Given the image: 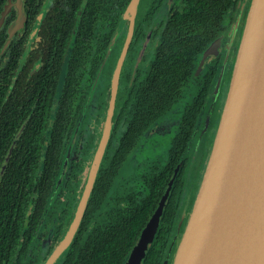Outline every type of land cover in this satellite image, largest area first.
<instances>
[{
  "label": "flooded vegetation",
  "instance_id": "flooded-vegetation-1",
  "mask_svg": "<svg viewBox=\"0 0 264 264\" xmlns=\"http://www.w3.org/2000/svg\"><path fill=\"white\" fill-rule=\"evenodd\" d=\"M249 8V0H0V141L2 132H16L12 114L13 121L26 115L12 143L24 125L26 129L31 112L25 111L24 102L43 101V112L48 109L51 118L71 119L68 132L76 125L78 155L73 158L71 150L69 164L78 161L80 149L93 144L99 133L96 151L124 55L114 129L100 167V171L103 166L110 169V174L100 199L94 200L85 235L91 232L95 237L106 230L115 221L117 209L124 214L139 206L150 209L125 264L143 241L140 264L154 247L163 250L162 264L173 263L209 161L211 151L206 145L217 132ZM72 23L66 44L65 31ZM177 59L181 72L179 82L170 84L174 95L170 109L136 135L137 109L143 100L151 99L147 94L155 84V72L173 69ZM91 101L97 107L94 116L88 111ZM192 120L193 127H188ZM164 123L169 125L166 132H162ZM88 124L92 132L82 143ZM188 128L190 133L183 138ZM11 149L2 157L1 179L15 158ZM71 170H66L28 254L35 264H44L51 256L77 208L81 195L72 216L60 209L69 198L63 193ZM59 192L61 197H57Z\"/></svg>",
  "mask_w": 264,
  "mask_h": 264
},
{
  "label": "water",
  "instance_id": "water-1",
  "mask_svg": "<svg viewBox=\"0 0 264 264\" xmlns=\"http://www.w3.org/2000/svg\"><path fill=\"white\" fill-rule=\"evenodd\" d=\"M249 2L213 148L172 264H264V0ZM123 56L77 208L61 242L44 264H57L65 256L83 222L114 129ZM24 130L25 125L11 151ZM68 165L69 159L64 162L56 192ZM155 217L147 225L145 237ZM145 243L136 248L129 264H140Z\"/></svg>",
  "mask_w": 264,
  "mask_h": 264
},
{
  "label": "trees",
  "instance_id": "trees-1",
  "mask_svg": "<svg viewBox=\"0 0 264 264\" xmlns=\"http://www.w3.org/2000/svg\"><path fill=\"white\" fill-rule=\"evenodd\" d=\"M73 27L74 23L71 24L70 29L67 28L65 31V34L68 32V37L65 38L66 44L70 40L69 37ZM180 64V59H177L173 69L165 72H155L153 77L155 84L153 83L152 90L147 94L151 99L143 100L142 105L137 109L138 114L136 117L138 119L133 130L138 131L136 135L140 136L142 134L141 130L146 125L153 120L160 119L170 109L174 101L173 89L172 92H169L170 84L179 82ZM48 87H51V85L49 84ZM68 103L65 101L66 105ZM24 104L25 111L31 112L28 117L29 122L17 142L18 144L12 151L15 158L7 169L5 178H0V264H35L34 260H29L28 254L40 225L53 203L64 162L71 155L70 146L75 143L72 144L76 135L75 123L71 126V131L68 132L71 123L70 118L63 116L59 120L56 115L51 118L48 109L43 112V101L37 103L24 102ZM9 105L10 103L8 109L12 110ZM104 107H106V104ZM104 107L101 111V118L105 111ZM198 108H200V105ZM12 116L13 114L10 119L16 132H2L1 134L3 139L0 141V166L2 165V157L14 144L12 143L14 135L26 119V115H19L13 121ZM193 120L188 127H193ZM100 122H102L101 119ZM190 129L188 128L186 133H183V138L187 137ZM18 135L19 133L17 137ZM97 136H99V133L92 141L93 144L85 147V149L84 147L80 149L82 153L78 161L74 162L73 165L69 164L67 167V169L71 168L72 170L68 176L69 182L65 183L66 189L63 188V194L69 197L66 201H62L60 206L64 215L69 212L72 216L75 210L79 196L82 193L83 177H85L92 153L96 148ZM109 174L110 169L103 166L80 232L71 249L58 264H125L151 210L139 206L128 210L127 214H124L123 210L117 209L115 221L106 230L97 232L95 237L91 232L85 235L87 225L93 216L94 200L96 198L100 199ZM76 176L77 181L74 180ZM79 176L82 177L79 178ZM70 218H65V222L67 220L65 228L68 226ZM59 238L60 236L56 240H59ZM162 251L161 247H154L148 254L144 264H162Z\"/></svg>",
  "mask_w": 264,
  "mask_h": 264
},
{
  "label": "rangeland",
  "instance_id": "rangeland-1",
  "mask_svg": "<svg viewBox=\"0 0 264 264\" xmlns=\"http://www.w3.org/2000/svg\"><path fill=\"white\" fill-rule=\"evenodd\" d=\"M96 105H95V101H91L90 103H89V106H88V111H89V114H90V116H94V114H95V110H96ZM220 122V121H219ZM104 125V124H103ZM163 125H165V127L164 128H166V126L168 125L167 123H164ZM163 125H161L160 126V129H158L160 132H161V127L163 126ZM169 126V125H168ZM219 126V125H218ZM102 129H103V126H101V131H102ZM167 129H169L168 127L164 130V131H162V132H166V130ZM218 129V128H217ZM92 132V128H91V126H90V124H88L87 125V127H86V130H85V133H84V135H83V139H82V143H84L86 140H87V138L89 137V135H90V133ZM217 133V132H216ZM215 135V136H214ZM215 137H216V134H212L211 135V140L209 139V142L207 143V147H208V149H210L209 150V152L210 151H212V148H213V144H214V141H215ZM157 139H160V141H161V139L163 140V138L160 136V137H158ZM78 140V137H76L75 138V141H77ZM158 142V141H157ZM72 154H73V158L74 157H76L77 155H78V153H77V151H76V147H75V145L74 146H72ZM210 154H211V152H210ZM208 157L210 158V156L208 155ZM209 158H208V160H209ZM208 160H206V162L208 161ZM135 164H136V162H135ZM205 166H206V164H205ZM205 166H204V168H205ZM87 173V172H86ZM85 173V174H86ZM88 174V173H87ZM87 178V177H86ZM60 192L58 193V195H57V197H59L60 196ZM61 197V196H60ZM47 230H48V228H46V232H47ZM46 245H44V247H45ZM46 248V247H45ZM45 248L43 249V250H45Z\"/></svg>",
  "mask_w": 264,
  "mask_h": 264
}]
</instances>
